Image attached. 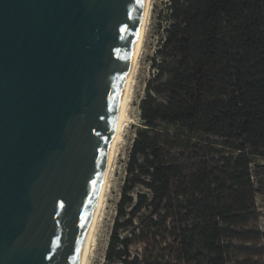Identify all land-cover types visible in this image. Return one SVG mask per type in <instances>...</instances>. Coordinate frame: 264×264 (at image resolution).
<instances>
[{
    "label": "trees",
    "instance_id": "1",
    "mask_svg": "<svg viewBox=\"0 0 264 264\" xmlns=\"http://www.w3.org/2000/svg\"><path fill=\"white\" fill-rule=\"evenodd\" d=\"M103 264H244L264 160V0H165Z\"/></svg>",
    "mask_w": 264,
    "mask_h": 264
},
{
    "label": "water",
    "instance_id": "2",
    "mask_svg": "<svg viewBox=\"0 0 264 264\" xmlns=\"http://www.w3.org/2000/svg\"><path fill=\"white\" fill-rule=\"evenodd\" d=\"M145 0H0V264H82Z\"/></svg>",
    "mask_w": 264,
    "mask_h": 264
},
{
    "label": "rangeland",
    "instance_id": "3",
    "mask_svg": "<svg viewBox=\"0 0 264 264\" xmlns=\"http://www.w3.org/2000/svg\"><path fill=\"white\" fill-rule=\"evenodd\" d=\"M165 0H154L153 11L149 32L147 34L139 73L136 81L135 94L131 111V123L126 129L124 142L120 149L115 174L112 181V187L108 194V202L104 213V218L99 228L96 247L91 256L90 264H103L104 254L107 247L109 234L112 228L115 216V207L119 200L120 191L125 178L126 162L132 142L135 137L136 129L140 126V102L145 96L146 83L152 75L151 59L155 54L159 42V33L157 32L158 15L164 9ZM253 180L256 188V200L253 219L250 221L246 230L249 231L250 240L237 243L241 248L240 252L244 257L240 260L244 264H264V160L257 159L253 166ZM166 249L161 254H167L171 260L177 263L188 264V260L194 255L195 245L190 246L187 241L179 239H170L162 245Z\"/></svg>",
    "mask_w": 264,
    "mask_h": 264
},
{
    "label": "bare ground",
    "instance_id": "4",
    "mask_svg": "<svg viewBox=\"0 0 264 264\" xmlns=\"http://www.w3.org/2000/svg\"><path fill=\"white\" fill-rule=\"evenodd\" d=\"M153 4H154V0L144 1L141 31L136 45V50L129 74L126 91L119 108V121L117 125L113 155L107 173V177L105 180V184L98 197V200L96 202L92 214L91 223L89 227V234H88V245L82 264H90L91 256H93L92 254L96 247L97 236L99 235L98 234L100 230L99 228L101 227V223L103 221L104 218L103 216L108 202V194L110 193L112 187V181L115 174L116 165L120 154V149L124 142L126 129L132 121L131 111H132L133 99L135 94L136 81L143 55L145 40L149 32V27L151 23Z\"/></svg>",
    "mask_w": 264,
    "mask_h": 264
}]
</instances>
